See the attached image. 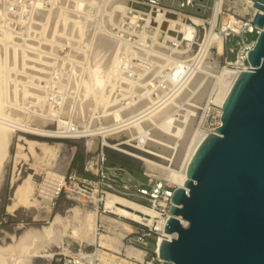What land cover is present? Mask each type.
<instances>
[{
    "label": "bare ground",
    "instance_id": "6f19581e",
    "mask_svg": "<svg viewBox=\"0 0 264 264\" xmlns=\"http://www.w3.org/2000/svg\"><path fill=\"white\" fill-rule=\"evenodd\" d=\"M55 3V10L37 12L35 18L37 25L34 26V30L35 33L40 34V37L36 39L37 43L27 42L34 46L33 50L30 51L25 50L13 38L14 36L7 26L3 24L0 9V166L6 154V144H8L13 128L40 135L57 136L56 130L45 129L42 126L33 128L24 122V119L35 115L38 125L45 123L46 119H51L55 121L57 128H60L74 118L79 124L85 126L88 124L90 135L99 134L104 145L137 159L152 161L154 165L162 168L163 174L169 181L181 186L186 179L187 164L199 142L206 135L198 129L191 128L193 116L196 114L195 109L198 106L190 101L194 98L192 94L198 93L202 88H199L203 78L202 73L207 72L204 69V60L210 49L214 47L217 55L223 52V39L213 29L219 5L217 4L215 7L210 18L209 30L199 43L200 48L197 52L192 45L194 39L185 38L190 36V32L194 33V27L188 22H179L178 19L181 18L171 17L168 27L163 26V23L160 24L161 30L166 27L163 32L168 30L165 37H160L164 34L163 32L160 33L161 30L158 27H151L146 32L152 36L150 38L154 44L152 51L148 54L152 55L150 58L158 64L156 67L162 69L158 74L160 75L158 80L160 84L155 86L154 77L150 78L149 76L150 71L145 74L143 81L136 83L128 81L137 99H128L129 104L122 107V105L117 104L112 89L114 83L121 76L117 71V44L112 39L111 29L123 16L127 0H55ZM91 7L93 10H90ZM78 9L85 12L83 17L76 15ZM253 9L255 8L253 7ZM95 13L97 14V29L92 35L88 30L90 25L86 23L84 26L83 22L84 17L88 19L90 15ZM229 19H232L231 16H228L225 21L227 22ZM191 21L198 24L200 20L192 15ZM177 24L181 26L178 29L175 27ZM176 34L179 35L177 37L179 44L177 47H173L169 41L174 37L170 36ZM192 35L194 37V34ZM62 37L82 38L83 49L86 50L82 52L85 57L76 55V58L79 61L85 59L84 63L87 64V70L84 73L75 71L72 75L71 87L75 91L78 90V99L67 98L61 107L54 108L45 100L43 83L48 73L49 60L47 55L50 50L55 49V44L61 42ZM91 37H94V44L88 55L87 50L90 47ZM36 46H38L39 51H35ZM177 60H183L186 63L197 60V65L187 71L184 67L175 65ZM180 72L187 73L181 82L177 77ZM236 75L237 71L233 67H221L219 72L213 76L215 80L209 99H212L214 103L217 102L221 107ZM78 86H80L79 89ZM191 95L193 97L189 98V101L188 97ZM183 101H186L187 107H183ZM181 109L185 112L181 113ZM95 118H98L99 122L94 120ZM219 123L220 120L218 125ZM112 127H118L114 134L101 133L99 130L100 128L106 130ZM121 135L135 139L137 144L133 147L152 155L155 159H148L138 152L122 148L123 145H128L127 141L129 140H118L116 143H108L106 140L107 137ZM20 140L22 142L17 144V153L25 150L27 155L33 157H45L50 156V153L52 154L53 145L45 140L26 137H22ZM17 157L15 166L19 163ZM61 181L62 175L46 171L44 180L40 184L39 195L35 196L33 193L34 181H32V175L28 174L14 186L13 199L11 204L7 206L8 209L35 208L41 203L49 207L54 191ZM103 207L106 211L124 219L129 217L130 220H139L142 215L149 219L152 216V211L144 206L114 194L106 196ZM79 210L77 208L74 210L75 223H72L73 225H70L72 213L65 217L61 214H55L47 226L28 230L14 247L16 251L19 245V249H17L19 252L16 251V253L8 256H3L0 253V264H24L22 261L24 255L33 257L39 252H47V247L51 243L62 246L68 228L70 229L69 235L79 242L84 239H95L96 211L93 209L79 212ZM71 212L73 211L71 210ZM179 221L181 225H187L186 220L180 218ZM121 224L124 229L131 230L127 222L122 221ZM163 235L172 238L176 236V233L164 232ZM105 236L108 235L101 234L99 236L101 246L103 243H108ZM161 239L162 237L158 239V244H160ZM116 240L120 243L119 248L121 249V242ZM126 252L131 255H138V251L132 247H127Z\"/></svg>",
    "mask_w": 264,
    "mask_h": 264
},
{
    "label": "built area",
    "instance_id": "2783aa9c",
    "mask_svg": "<svg viewBox=\"0 0 264 264\" xmlns=\"http://www.w3.org/2000/svg\"><path fill=\"white\" fill-rule=\"evenodd\" d=\"M217 4L219 10L216 13L213 29L221 37L239 38L240 43L237 48L235 47L234 57L228 64L237 71V74L248 70L250 64L247 61V53L253 47L260 31V28L252 23L253 15L257 11L253 9V0H211L209 4L205 0H169V2L165 0H128L123 16L111 29L112 39L117 44V71L121 76L112 88L117 104L123 107L129 104L128 99H137L128 81L132 83L143 81L145 74L155 67L150 58L152 55L148 54L154 46L153 40L150 38L152 36L146 32L151 27H158L161 30V23L168 27L171 17L181 18L194 27L195 38L191 43L197 45V52L200 48L199 43L205 34L201 36L199 42H196V39L199 37L201 29H205L206 24L210 26L209 19ZM0 9L3 24L7 26L14 36L13 38L25 50L30 51L34 46L27 42L37 43L36 39L40 37V34L35 33L34 30V26L37 25L35 20L37 12L55 10L56 3L55 0H2ZM84 14L85 12L82 10H76V15L83 17ZM223 14L231 16L232 19L226 22ZM192 15L199 18L198 24L191 21ZM96 21V13L90 15L88 19L84 17L83 24L84 26L86 23L90 25L88 30L92 35L97 29ZM162 32L163 29L160 33ZM166 32H163L164 35L160 37H165ZM170 37L174 38L169 41V44L177 47L179 35ZM81 41V37H62L61 42L55 44V49L50 50L47 55L49 64L47 65V78L43 83V92L46 102L54 108L61 107L67 98L78 99V90L75 91L71 86L72 75L75 71L84 73L87 70L85 59L79 61L76 58V55L85 57L82 51L86 50L83 49ZM93 44L94 37H91L90 47L87 50L88 55ZM35 51H39L38 46ZM175 65L189 71L196 67L197 60L188 63L177 60ZM186 75L187 73L180 72L177 77L181 82ZM159 78L160 75L153 78L155 86L160 84ZM79 88L80 86H78ZM89 129L88 124L85 126L70 119L66 125L55 129L57 133L55 137L74 139L93 137L94 135H90ZM104 129L100 128L99 130L101 133L114 134L118 127ZM135 144H137L136 141L131 145L135 146ZM142 146H144L143 143ZM127 148L148 159L154 158L134 147L128 146ZM110 149L115 150L104 145L101 140L96 149L89 151L81 170L73 167L66 169L62 175V181L54 191V196H58L60 193L66 197L76 196L82 204L91 206L97 213L96 233L98 235L106 233V235L111 234V237H117L116 239L121 242L122 247L116 251L109 247H102L98 243L91 247L79 245L72 251L67 244V247L52 255L53 264H163L164 262L157 249L159 247L158 239L160 237L168 240L173 238H167L163 233L164 225L170 216L172 192L177 185L169 181L163 174L162 168L157 167L150 160L136 159L140 163L139 176L136 175L133 168L121 161H115L108 151ZM108 194L132 200L152 211V216L149 219L144 215L139 220L125 219L131 230L123 228L122 232L117 231L111 223L106 221L107 218L117 221L111 217H119L106 211L103 207V202ZM178 219L180 220V217ZM127 247L136 249L138 255L128 254Z\"/></svg>",
    "mask_w": 264,
    "mask_h": 264
},
{
    "label": "water",
    "instance_id": "95a60500",
    "mask_svg": "<svg viewBox=\"0 0 264 264\" xmlns=\"http://www.w3.org/2000/svg\"><path fill=\"white\" fill-rule=\"evenodd\" d=\"M260 28L222 104L220 124L199 142L171 196L158 252L163 264H264V0ZM178 217L187 221L181 225Z\"/></svg>",
    "mask_w": 264,
    "mask_h": 264
},
{
    "label": "rangeland",
    "instance_id": "374dc122",
    "mask_svg": "<svg viewBox=\"0 0 264 264\" xmlns=\"http://www.w3.org/2000/svg\"><path fill=\"white\" fill-rule=\"evenodd\" d=\"M128 1V0H127ZM169 2V0H165ZM208 4L211 0H205ZM230 14V13H229ZM197 17V16H195ZM223 18H228L227 15L223 14ZM179 22H184L183 19H178ZM210 23V19H209ZM177 29L180 28V25L175 26ZM209 25H205V29H201L199 37H197L196 42L201 40V36L206 34L209 30ZM166 27H163L165 29ZM189 33V32H188ZM194 33L190 32L189 37H185L186 39H194L192 37ZM223 39V52L220 55L216 54L215 48L212 47L208 56L204 60V69L207 71L203 74V78L201 79L202 87L198 93L192 94L193 96H189L188 99L192 98L190 102H194L198 108L195 109V115L193 116V121L191 123L192 129H198L200 132L206 134L210 133L214 130V128L218 125L221 107L217 102L214 103L212 99H209L210 94L212 93V88L214 84V74H217L221 67L229 66L228 62L233 59L235 54V47L237 48L239 43V38L237 37H222ZM193 49H197V45H193ZM210 55V56H209ZM153 60V59H151ZM153 60V63L156 64ZM158 64L150 71V78L155 77L159 74V71L162 69H158ZM161 68V67H160ZM209 68V69H208ZM156 69V71H155ZM158 69V70H157ZM158 71V72H157ZM155 74H153V73ZM208 73V74H207ZM208 76V77H207ZM203 82V83H202ZM203 84V86H202ZM187 100V99H186ZM184 102L183 107H187ZM181 113L185 111L181 109ZM33 116V117H32ZM30 118L24 119L29 126L35 128L42 126L45 129L54 130L57 129L55 121L51 119H46V122L42 125H38L37 117L32 115ZM73 120H75L73 118ZM99 122L98 118H95ZM33 138L38 140H45L48 143L53 145L52 154L50 156L39 157V156H29L22 150L21 153H17V144L22 141L20 138ZM108 143H116L118 140L127 141L128 145H123L122 148L131 150L127 148L128 146L133 147L132 143H135V139H131L130 136L121 135V136H112L106 138ZM135 140V141H131ZM101 141V136L99 134L94 135L93 137H83L79 139L74 138H58L55 136H46L35 134L31 131H23L20 129H14L10 133V137L8 140V144H6V154L2 159V165L0 166V253L4 256H8L10 254H14L19 252V245L15 251L18 240L20 241L21 237L30 229H40L42 226H47L48 223L53 219L55 214H61L62 216L70 215V225L75 223V218H73L74 210L77 208L79 212L82 210L84 212L88 210H93L91 206H85L78 200L76 196L66 197L63 193H60L58 196H52L51 203L49 207H46L44 203L41 205H37L34 207H19L16 210H9L8 205L11 204L13 199V189L16 184L21 182L23 178H25L28 174L32 175L33 182V193L35 196L39 195L40 184L43 182L46 171H52L57 174L63 175L66 169L77 168L81 170V166L87 156L89 151H92L99 146V142ZM132 142V143H131ZM109 147V146H107ZM111 148V147H110ZM113 149V148H112ZM116 150V149H115ZM108 150L109 153L113 156L115 161H121L127 166L134 169V173L139 176L138 167L140 163L136 160L137 158L129 156L118 150ZM133 151V150H131ZM19 154V155H18ZM18 155V157H17ZM16 157L19 160L17 166H15ZM22 179V180H21ZM174 184V182H172ZM175 185V184H174ZM129 200V199H127ZM28 208V209H27ZM74 209V210H73ZM71 210L73 212H71ZM11 212V213H10ZM117 221H112L107 218L106 221L111 223V225L117 230L121 231L123 229L122 221H125L124 218L120 217H111ZM128 219H131L127 217ZM127 222V221H125ZM128 223V222H127ZM73 225V224H72ZM70 229L68 228V232L64 236L62 246L51 243L49 247H47V252H39L36 256L29 257L23 256V263L29 264H53L54 262L51 260L52 256L55 252L60 251L62 248L67 247L69 245L70 250H75L79 245L91 247L93 245H97L99 242V236L97 233L95 234V239L88 240L84 239L83 241H78L77 239H73L69 235ZM95 233V232H94ZM111 234L105 236V239L108 243H103L102 247L111 246L115 250H119L120 243L117 242L115 238H111ZM90 241V242H89ZM106 244V246H105ZM109 244V245H108ZM115 244L116 246L114 247ZM101 245V244H100ZM109 247V248H111ZM8 249V250H7ZM10 249V250H9ZM12 250V251H11ZM49 254V255H47ZM54 259V257H53Z\"/></svg>",
    "mask_w": 264,
    "mask_h": 264
}]
</instances>
